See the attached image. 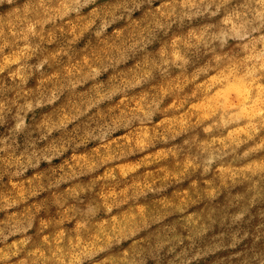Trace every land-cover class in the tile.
<instances>
[{"label":"clouds","instance_id":"clouds-1","mask_svg":"<svg viewBox=\"0 0 264 264\" xmlns=\"http://www.w3.org/2000/svg\"><path fill=\"white\" fill-rule=\"evenodd\" d=\"M0 264H264V0H0Z\"/></svg>","mask_w":264,"mask_h":264}]
</instances>
